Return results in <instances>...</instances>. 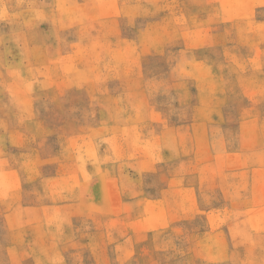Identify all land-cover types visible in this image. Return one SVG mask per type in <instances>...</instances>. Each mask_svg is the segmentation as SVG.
Here are the masks:
<instances>
[{
	"label": "rangeland",
	"instance_id": "374dc122",
	"mask_svg": "<svg viewBox=\"0 0 264 264\" xmlns=\"http://www.w3.org/2000/svg\"><path fill=\"white\" fill-rule=\"evenodd\" d=\"M262 41L264 0H0V264H264Z\"/></svg>",
	"mask_w": 264,
	"mask_h": 264
},
{
	"label": "crops",
	"instance_id": "0c3cea01",
	"mask_svg": "<svg viewBox=\"0 0 264 264\" xmlns=\"http://www.w3.org/2000/svg\"><path fill=\"white\" fill-rule=\"evenodd\" d=\"M261 41V40H260ZM247 46V45H246ZM250 46H259L264 47V41L257 44H251ZM169 170L163 171V175L161 179H157L156 183L162 185V192L166 191H175L179 197L180 204L179 207L186 208V192H187V172L186 170L177 169V174H173V177H171V173H169ZM173 185V187H172ZM163 194L161 195V198H163Z\"/></svg>",
	"mask_w": 264,
	"mask_h": 264
}]
</instances>
